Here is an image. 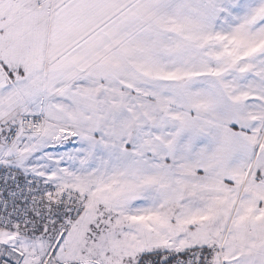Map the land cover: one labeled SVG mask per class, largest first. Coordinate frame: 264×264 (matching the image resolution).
Here are the masks:
<instances>
[{
  "label": "snow or ice",
  "instance_id": "6c2138e0",
  "mask_svg": "<svg viewBox=\"0 0 264 264\" xmlns=\"http://www.w3.org/2000/svg\"><path fill=\"white\" fill-rule=\"evenodd\" d=\"M0 264H264V0H0Z\"/></svg>",
  "mask_w": 264,
  "mask_h": 264
}]
</instances>
